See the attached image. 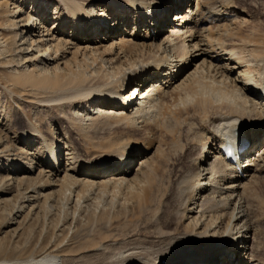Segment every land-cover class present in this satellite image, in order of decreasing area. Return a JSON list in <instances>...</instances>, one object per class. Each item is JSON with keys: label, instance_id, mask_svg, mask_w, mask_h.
Masks as SVG:
<instances>
[{"label": "bare ground", "instance_id": "1", "mask_svg": "<svg viewBox=\"0 0 264 264\" xmlns=\"http://www.w3.org/2000/svg\"><path fill=\"white\" fill-rule=\"evenodd\" d=\"M234 1L221 0L216 4L215 0H57L53 6L44 2L40 17L31 21L32 11L24 29L18 30L17 19L22 17L16 18L13 25L17 37L19 32L23 34L21 40L30 37L29 49L37 43L42 50L34 57L31 68L10 76L11 82L18 86L34 83L61 88L56 97L45 102L72 103V113L66 121L70 130L84 127L86 132L104 119L129 121L134 128L139 122L154 131L147 143L152 151L155 145L157 148L153 155L150 148L144 149L145 154L138 158L137 172L144 179L135 183L130 175L133 160L142 150L139 145L118 148L116 157L111 159L80 161L71 147L57 146L55 137L48 139L37 126L30 125L21 137L28 145H35L38 140L37 149L41 148L33 154L26 152L29 158L22 169L13 166L16 168L10 172L17 176L2 180L0 193L9 191L15 182L33 185L27 189L34 195L23 193V197L25 201L38 202L48 197L41 194L48 182L59 189V196L63 192L64 200L66 196L77 197L79 206L81 192L86 196L99 189L110 190L111 196L124 190L136 194L142 212L157 201L164 206L169 204L181 233L174 234L178 228L157 225L151 246L111 251L114 244L101 248L102 245L96 254L101 260L104 257L101 264H264L257 257L262 245L256 238L264 212L257 219L252 217V200L264 203L259 194L264 185V33L251 30L245 35L241 28L233 27L238 13H244ZM30 3L34 7L39 4L38 0ZM159 5L163 10L170 9L174 20H168L157 9ZM6 13V6L1 3L0 17ZM47 22L52 24L50 30ZM145 24L149 29L146 33ZM152 29L158 36H151ZM57 31H65L63 37H75L77 44L84 40H92V44L112 43L100 53L91 47L80 50L74 48L76 43L71 39L53 37ZM44 37L50 40H42ZM5 44L6 55L11 52L8 40ZM70 50L81 52L85 64L92 61L91 64L100 65L99 61L106 59L114 70L106 68L90 77L83 73L80 63L76 64L78 72L69 63L71 70L52 77L48 71L38 70L39 59L43 63L57 61L58 56ZM114 50H118L117 58L116 53L110 55ZM53 51L57 57L51 60ZM13 58L8 65L14 63ZM118 58L128 59V69ZM63 134L65 142L71 143L68 133ZM182 137L186 138L181 147L185 152L181 151L180 159L169 171L165 169L170 163L164 158L162 145L167 140L180 145ZM234 138L246 147L240 161L244 172L226 164L221 156L227 140ZM34 160L38 161L39 173L30 179L27 176L36 169ZM61 262L59 256L48 254L27 264Z\"/></svg>", "mask_w": 264, "mask_h": 264}, {"label": "rangeland", "instance_id": "2", "mask_svg": "<svg viewBox=\"0 0 264 264\" xmlns=\"http://www.w3.org/2000/svg\"><path fill=\"white\" fill-rule=\"evenodd\" d=\"M32 1L0 0V4H4L7 11L6 14L0 17V47H2L0 57L3 55L0 61L2 64L0 66V182L7 180L9 176L13 178L17 176V174L12 173V171L10 172V170L16 168H13V166L22 169L21 165L29 158L26 152L29 151L28 153L33 154L41 148L39 147L40 143L38 140H35L36 143L33 146L32 144L28 145L21 137L22 133L30 130V125L37 126L39 131L41 130L43 135L48 139L55 137L58 140L57 146L59 145L63 148L66 144L67 148L71 147L80 161L93 162L106 158L111 159L112 157H116L118 148L124 147V149H129L132 145H139L142 150L137 153L139 155L133 160L130 178H134L133 181L135 183L142 182L144 178L140 174V171L137 172L136 168L138 167V158L145 154V151L148 150L146 148H150L148 151L152 155L157 148V145H155L153 152L150 147L151 145L147 143V138L154 135V131H150L148 125L139 124L138 122V127L135 126L134 128L132 124L128 123L129 121L124 123L125 121L121 122L118 119H104L97 121L96 124L94 123L95 126L92 125L91 128L86 129V132L83 131L85 130L83 129L84 127L70 130L66 121L70 113H72V103L65 102L48 105L45 102L48 99L56 97V94L60 92L58 90H61V88H47L34 83L18 86L11 82L10 76L15 71L31 68L34 64V57L39 55V52L42 50L37 43L29 49L30 37L25 38V41L21 40L23 34L20 32L17 37L14 31V20L22 17L21 19H17V21L19 20L17 22L19 24L18 30H20L23 26L26 27L29 24L26 20L32 11L31 21L36 20V17H40L39 13L44 8V2H47L50 6L58 3L57 0H38L39 4H37L36 7L38 8H36L30 5ZM77 1L84 3L87 0ZM220 1L215 0V3H220ZM233 3L239 11L242 9L245 13H238V19L233 27H236V29L241 28L239 30H243L241 32L244 33L246 32L245 35L249 34L251 30L256 33H264V0H236ZM191 4L194 8V2ZM17 11L18 14H16ZM169 15H172L171 18H173V13ZM23 19H25V22H21ZM167 19L171 20L169 17ZM244 20L248 22L244 23ZM34 22L36 23V21ZM34 22L32 23L34 24ZM47 24L49 23L47 22ZM147 27V24L143 26V32L145 30L148 31ZM51 28L52 24H49L48 30ZM128 31L130 32V29ZM145 33H142V37ZM64 34H66L65 31H57L53 37L59 40L61 38L71 39L72 43H76L74 48H79L80 50L91 47L100 53L105 51L112 43L110 41L96 43V41L92 44L90 43L92 40H84V42L77 44L78 41L75 37L68 38V35L63 37ZM44 39L50 40V37L42 38V40ZM6 40H8L10 47L8 49L11 53L5 55L3 53L5 48L3 47L6 46ZM93 40L95 39L93 38ZM234 43L240 45V42L238 44L237 41H234ZM117 51L114 50L110 55L116 53L115 57L117 58ZM53 53L54 51L51 54L53 55V58H50L51 60L57 57ZM82 55L81 52L76 53L75 50H70L69 53L58 56L57 61L43 63L39 59L37 68L41 72L48 71L47 75L49 77H52L56 73L64 74L71 69L78 72L77 65L79 63L85 68H83V73L86 77H90L94 72H103L106 68L110 71L114 70L112 65L106 62V59H101L99 61L100 65H93L91 64L92 61L85 64L84 56ZM248 55L247 53L246 56L250 60ZM11 56H14V63L8 65L7 63ZM46 56H50V54ZM119 58L117 59L118 62L124 64L125 67L129 64L128 59L121 58L119 60ZM136 59L137 57H134L133 61ZM69 63H71V69L69 68ZM126 68L128 69V66ZM131 91L132 88L129 92ZM62 131L68 133L71 143L67 144L65 142ZM185 139V137L181 138L180 145L166 139L167 143L162 145V149L164 158L167 160L166 162L170 164L167 167L165 166V169L168 168L170 171L172 164L178 162L180 159L182 155L181 151L182 153L185 152L183 148L181 149L182 145L185 144ZM37 145H39L38 149ZM65 154L66 152L60 156L62 161L66 157ZM188 154L191 155L192 153L188 151ZM37 162L33 161V167L36 169L33 170L32 175L28 174L30 176H27V178H37L39 173ZM7 165L11 167H7ZM32 186H21L15 182L12 187H8L9 191L0 193V264H27V261L31 259H39L48 254L59 256L64 262H61L62 264H68V261L69 264H101L104 257L101 260V256L96 254L102 245L101 248L109 245L111 247L114 244L113 248L111 247V251L115 249L139 248L141 245L151 246L150 241L154 239V234H157L154 233L158 227L157 225L160 227H170V229L178 228L174 232L176 235L183 231L181 227H177L178 222L175 216L170 214L171 208L169 204L164 206L162 202L157 201L151 208L142 212L136 194H128L129 192L126 193V190L115 196H111L112 192L105 189L92 191L93 193H88L89 196L88 194L85 196L84 192H81L83 197L80 195L81 201H79L82 203L79 202L81 205L79 206L77 204V197L73 195L69 197L72 199H69L66 196L67 199L64 200L65 197L62 196L63 192H61L60 198L59 189L50 186L48 182H46V187L41 192L43 195H48V199L42 197L38 202L33 201V199L25 201L23 193H26L28 197L34 195L28 192L27 189ZM105 191L108 193L106 194ZM259 194L264 201V185H262ZM259 204L261 206L256 208ZM252 207L255 209L252 217L257 219L264 212V203H260L259 200H252ZM262 218L258 221L262 220ZM154 227L156 228L154 229ZM259 227L261 229L260 232L256 233V238L262 246L257 251V257L264 262V222L261 221ZM216 244L219 245L220 243Z\"/></svg>", "mask_w": 264, "mask_h": 264}]
</instances>
